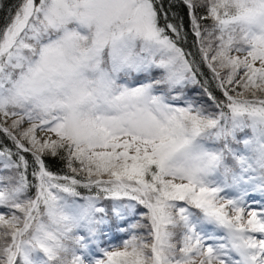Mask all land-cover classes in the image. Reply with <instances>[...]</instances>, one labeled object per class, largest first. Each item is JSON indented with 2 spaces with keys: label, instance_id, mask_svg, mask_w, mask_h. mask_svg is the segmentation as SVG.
<instances>
[{
  "label": "snow or ice",
  "instance_id": "6c2138e0",
  "mask_svg": "<svg viewBox=\"0 0 264 264\" xmlns=\"http://www.w3.org/2000/svg\"><path fill=\"white\" fill-rule=\"evenodd\" d=\"M0 10V264H264V0Z\"/></svg>",
  "mask_w": 264,
  "mask_h": 264
},
{
  "label": "trees",
  "instance_id": "16d2710c",
  "mask_svg": "<svg viewBox=\"0 0 264 264\" xmlns=\"http://www.w3.org/2000/svg\"><path fill=\"white\" fill-rule=\"evenodd\" d=\"M15 0H4V3H14ZM8 11L10 12L11 9H8ZM177 13L180 14V15H184L183 11L180 9V8H177ZM7 19V16H6V13L5 11L3 10H0V25H3L5 23ZM184 21L185 23L187 24V17L185 16L184 17ZM192 44V37L189 36V39H188V44L185 45L186 48L190 47ZM193 51H195V49H192ZM50 167L52 168L53 171H60L62 170V165L59 164V162H57L56 164L54 165H50Z\"/></svg>",
  "mask_w": 264,
  "mask_h": 264
}]
</instances>
